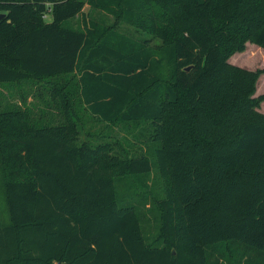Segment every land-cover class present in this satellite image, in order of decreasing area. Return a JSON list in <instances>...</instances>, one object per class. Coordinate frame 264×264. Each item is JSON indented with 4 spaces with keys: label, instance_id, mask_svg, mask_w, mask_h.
I'll return each mask as SVG.
<instances>
[{
    "label": "trees",
    "instance_id": "1",
    "mask_svg": "<svg viewBox=\"0 0 264 264\" xmlns=\"http://www.w3.org/2000/svg\"><path fill=\"white\" fill-rule=\"evenodd\" d=\"M85 3L114 23L64 27ZM0 13V83L33 79L62 112L0 108V264H240L238 252L264 264L261 70L228 60L247 41L264 48V0H0ZM75 104L106 123H148L150 152L79 139ZM152 169L163 196L147 243L116 184Z\"/></svg>",
    "mask_w": 264,
    "mask_h": 264
},
{
    "label": "rangeland",
    "instance_id": "2",
    "mask_svg": "<svg viewBox=\"0 0 264 264\" xmlns=\"http://www.w3.org/2000/svg\"><path fill=\"white\" fill-rule=\"evenodd\" d=\"M51 13L45 16L46 21H51ZM90 21H96L102 25L114 23V16L105 10L84 4L82 10L73 17L63 20L64 27H72L84 30ZM118 30L138 40L149 39L152 43L159 42L154 35L142 31L126 22L116 24ZM229 62L251 70L260 69L255 82L253 96L264 95V48L247 41L240 51L233 52ZM64 83V79H59ZM41 83V82H40ZM51 85V84H49ZM50 87L44 88L33 79L24 81L0 83V108L6 107H29L34 115H40L43 120H60L61 105L58 98H54L49 91ZM71 101V99H70ZM78 130L80 138L94 142L108 141L113 145V151L119 155L138 157L150 152L152 142L148 136V123H135L129 121H117L106 123L91 117L87 111L77 110ZM77 110V111H76ZM258 110L264 112V99L260 101ZM154 157L151 156L153 162ZM1 183V175H0ZM1 185V184H0ZM116 193L119 202L131 201L138 206L141 215V229L147 243H152L159 229L157 201L163 196L162 181L152 169L146 174L125 176L117 179ZM8 221V214L4 206L3 196L0 192V224ZM235 259H240V264H246L249 254L240 258V252L236 253ZM222 264H228L224 261Z\"/></svg>",
    "mask_w": 264,
    "mask_h": 264
},
{
    "label": "water",
    "instance_id": "3",
    "mask_svg": "<svg viewBox=\"0 0 264 264\" xmlns=\"http://www.w3.org/2000/svg\"><path fill=\"white\" fill-rule=\"evenodd\" d=\"M2 15H4V14H3V13H0V17H1ZM186 69H189V67H186Z\"/></svg>",
    "mask_w": 264,
    "mask_h": 264
}]
</instances>
